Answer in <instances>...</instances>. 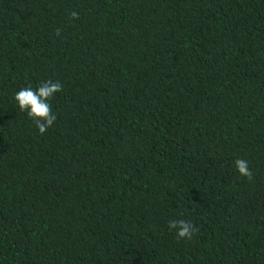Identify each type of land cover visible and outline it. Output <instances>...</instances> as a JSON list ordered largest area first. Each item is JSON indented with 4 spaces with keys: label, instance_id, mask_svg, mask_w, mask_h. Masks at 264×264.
Returning a JSON list of instances; mask_svg holds the SVG:
<instances>
[{
    "label": "trees",
    "instance_id": "16d2710c",
    "mask_svg": "<svg viewBox=\"0 0 264 264\" xmlns=\"http://www.w3.org/2000/svg\"><path fill=\"white\" fill-rule=\"evenodd\" d=\"M0 264H264V0H0Z\"/></svg>",
    "mask_w": 264,
    "mask_h": 264
},
{
    "label": "clouds",
    "instance_id": "9594fccd",
    "mask_svg": "<svg viewBox=\"0 0 264 264\" xmlns=\"http://www.w3.org/2000/svg\"><path fill=\"white\" fill-rule=\"evenodd\" d=\"M80 14L77 11L69 13V22L79 19ZM61 30L56 29L55 35L59 36ZM63 90V85L59 81L51 79L40 83L33 89L31 86L24 87L15 92L13 100L20 111L26 113V116L34 123L38 133L43 135L50 127L53 126L57 116L53 113L50 106V99L54 94ZM234 168L240 177L247 180L252 179V171L249 167V162L243 158H237L234 161ZM169 231H175L177 239H191L198 232V228L191 222L183 219L170 220L168 222Z\"/></svg>",
    "mask_w": 264,
    "mask_h": 264
}]
</instances>
